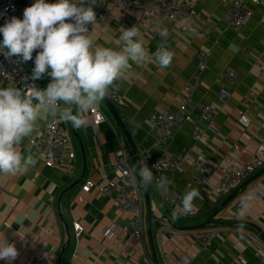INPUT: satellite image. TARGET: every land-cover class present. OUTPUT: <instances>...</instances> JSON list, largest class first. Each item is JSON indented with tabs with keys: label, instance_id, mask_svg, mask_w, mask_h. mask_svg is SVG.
Listing matches in <instances>:
<instances>
[{
	"label": "crops",
	"instance_id": "crops-1",
	"mask_svg": "<svg viewBox=\"0 0 264 264\" xmlns=\"http://www.w3.org/2000/svg\"><path fill=\"white\" fill-rule=\"evenodd\" d=\"M150 1L141 0L145 4ZM195 7L202 14V20L168 21L164 36L161 32L149 36L140 14H130L119 8L111 13L95 11L97 23L88 26L94 42L101 46L120 50L123 45L116 44L120 34L124 28L135 26L138 38L150 52H155L161 44L173 51L174 58L166 69H160L155 62L143 67L130 62L125 77L109 95L137 150L151 149L155 157L159 155L155 147L158 129L149 122L150 117L158 110L178 108L184 87L193 81L198 71V52L203 48L210 50L208 68L201 72L193 91L190 113L197 120L200 105L218 103L213 120L216 129L207 131L197 141L193 136L194 124L182 121L173 127L166 151L173 156H186V160L170 172L172 183L166 192L159 191L155 182L150 187L151 207L147 206L146 189H140L144 197L143 239L137 240L127 233L108 236L107 229L113 224L124 225L128 214L119 210L113 200L97 188L82 191L86 180L101 182L114 178L113 165L119 148L132 153L125 134L102 100L99 110L107 121L97 129L90 113L87 127L75 129L71 123H65L75 158L71 159L66 153L60 167H47L39 152L29 145L35 131L22 141L18 151L32 154L36 165L21 175L0 174V240L5 238L14 243L18 251L17 258L10 264H33L35 258L45 253L53 254L57 264H142L148 258L155 264H177L185 255L191 258V264H264V167L233 187L227 195L221 197L214 191L222 174L221 163L226 158L244 163L264 143V71L256 65L258 62L264 64V7L249 4L253 17L236 28L229 25L222 0H196ZM182 26L186 30H182ZM201 30L207 32L210 39L200 38ZM38 51L33 52L34 59ZM227 69L236 72L237 81L229 100L221 104L217 96L223 89V82L218 73ZM38 80L45 88L51 81L46 77ZM0 87L5 84L0 82ZM113 94L119 97L118 102L112 99ZM240 113L250 119L249 128L239 124ZM53 120L60 119H41L36 130H44ZM140 158L142 164H147L143 157ZM189 187L201 193V198L194 201L197 213L173 220L171 213ZM238 189L236 197L221 208ZM252 189L260 190L259 198L241 221L236 216L237 203ZM216 210L219 213L213 222L201 229L180 230L170 225L201 224ZM74 222L84 227L79 237L75 235ZM65 223L71 239L59 262L68 238ZM240 223L244 224V241L238 239ZM212 230L219 233L203 244L199 235ZM0 264H9V261L0 260Z\"/></svg>",
	"mask_w": 264,
	"mask_h": 264
},
{
	"label": "clouds",
	"instance_id": "clouds-1",
	"mask_svg": "<svg viewBox=\"0 0 264 264\" xmlns=\"http://www.w3.org/2000/svg\"><path fill=\"white\" fill-rule=\"evenodd\" d=\"M96 4L97 0H35L24 9L23 19L13 16L0 27V54L9 60L17 57V62L23 63L32 60L33 52L39 50L31 79H41L44 74L51 77L44 89L34 86L26 92L14 86L0 87V174L21 175L36 165L33 155L18 151V146L32 136L41 119L58 117L75 129L87 127L88 113L98 110L100 102L118 88L130 62L138 67L153 62L160 69L170 67L173 51L161 44L150 52L138 38L135 26L124 28L120 34L116 41L123 45L120 50L96 44L88 27L97 23ZM161 35H166V30ZM128 179L144 189L155 182L156 188L165 192L172 183L157 180L146 163L130 169ZM259 194V189H252L240 197L236 212L239 220L252 211ZM200 198L199 189L187 188L171 218L193 213L194 201ZM237 232L238 239L244 241L243 223ZM17 256L14 243L0 240V260L10 264Z\"/></svg>",
	"mask_w": 264,
	"mask_h": 264
},
{
	"label": "built area",
	"instance_id": "built-area-1",
	"mask_svg": "<svg viewBox=\"0 0 264 264\" xmlns=\"http://www.w3.org/2000/svg\"><path fill=\"white\" fill-rule=\"evenodd\" d=\"M226 5V18L230 26L240 27L246 24L252 17L253 12L249 4H257L264 7V0H222ZM35 0H0V22L9 21L13 16L23 19V12L26 7L31 6ZM55 2V0H53ZM196 0H151L148 4L141 0H97L94 11L111 13L115 8L126 10L130 14H140L147 26L146 32L149 36H156L165 30L168 21L182 23L187 20H202V14L195 7ZM182 30H186L182 26ZM198 36L204 40L210 39V35L205 31H200ZM217 42V40H216ZM210 50L203 48L198 52V71L193 76V81L188 83L184 89V95L176 110H158L149 119V122L158 129L155 147L159 149V155L154 156L151 149H145L139 153L147 164L155 172L157 180H169L170 172L179 166L186 156L177 157L166 151L168 141L172 138V129L182 121L194 124V139L200 140L209 130H215L213 120L215 113L219 109L218 103L199 106V117L193 119L190 113V106L193 102V91L197 88L200 74L208 68V58ZM258 69L264 71V64L256 63ZM32 69L24 63L17 62V57L11 60L0 54V82L5 87L14 86L23 91H30L32 87L44 89L43 84L37 79H31ZM222 79L223 89L218 94V102L224 104L231 97V91L236 84L237 74L234 70L227 69L218 73ZM257 90V89H256ZM112 99L118 102L119 97L113 94ZM245 101V100H244ZM95 129L107 121L106 116L98 110L90 112ZM239 124L249 128L250 119L244 113H240L237 118ZM29 145L34 147L43 160L44 164L50 168H58L64 162V156L69 154L71 159L75 158V153L71 150V139L69 129L65 122L61 120L51 121L44 130L37 128L36 133L29 139ZM113 165L114 178L110 181L94 182L86 180L82 186V191L90 192L92 188H97L104 196L113 200L114 205L121 211L128 214L124 225L113 224L107 229L108 236L112 237L119 233H127L137 240L144 237L143 219V195L138 186L129 182L128 171L133 169V156L125 148L121 147L116 151ZM264 167V143L258 146L255 153L244 163H237L232 157L226 158L221 163V177L217 181L214 191L218 196L227 195L230 190L241 184L249 176ZM164 193V190H159ZM81 199L82 196L80 197ZM239 207V202L237 203ZM193 211L191 214H196ZM76 237L84 232V227L80 222L73 223ZM264 231V228H263ZM217 231H210L209 234L201 233L199 240L207 244L212 236L217 235ZM257 241L256 237L251 238ZM189 256H183L177 264H191ZM33 264H57L53 254L45 253L35 258ZM142 264H155L150 258Z\"/></svg>",
	"mask_w": 264,
	"mask_h": 264
},
{
	"label": "water",
	"instance_id": "water-1",
	"mask_svg": "<svg viewBox=\"0 0 264 264\" xmlns=\"http://www.w3.org/2000/svg\"><path fill=\"white\" fill-rule=\"evenodd\" d=\"M3 24H0V27H2ZM3 40V35L0 34V41ZM34 58L30 61H27V62H23L25 65L29 66L32 70L33 68L35 67L34 65ZM43 77H46L48 78L49 80H51V77L48 76L47 74H44ZM103 101L105 102L109 112L112 114L113 118L115 119L117 125L122 129L123 133L125 134L129 144L131 145L132 147V156H133V162H134V166H136L138 163L139 164H142V161H141V158L139 156V151L137 150L134 142H133V139H132V136H131V133L127 127V125L125 124V122L123 121V119L121 118V115L118 111V108L116 106V104L110 99L109 96L105 97L103 99ZM255 178V177H254ZM254 178H251V180H253ZM248 182H250V180H248ZM247 182V183H248ZM239 190H236L233 194H231L223 203H222V206L221 208H224L231 200H233L236 195L239 193ZM145 197H146V202H147V206L148 208L151 207V203H150V187L148 189H146V192H145ZM219 213V210H216L215 213L212 215V217L207 220L206 222L204 223H201V224H197V225H192V226H178L176 225L175 223H170V225L176 229H180V230H196V229H201V228H204L206 227L207 225H209L210 223L213 222V218ZM63 220V219H62ZM65 227L67 229V232H68V238H67V242L65 244V246L63 247L62 249V253L60 255V258H59V262L61 261V257L63 256L64 252H65V248L66 246L69 245L70 243V239H71V235H70V231L68 229V224L65 223Z\"/></svg>",
	"mask_w": 264,
	"mask_h": 264
},
{
	"label": "rangeland",
	"instance_id": "rangeland-1",
	"mask_svg": "<svg viewBox=\"0 0 264 264\" xmlns=\"http://www.w3.org/2000/svg\"><path fill=\"white\" fill-rule=\"evenodd\" d=\"M142 190V187H139Z\"/></svg>",
	"mask_w": 264,
	"mask_h": 264
}]
</instances>
